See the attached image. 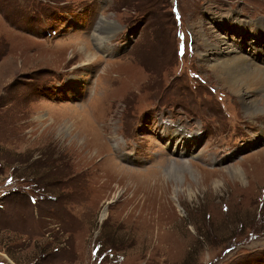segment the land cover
Listing matches in <instances>:
<instances>
[{
  "label": "rangeland",
  "instance_id": "obj_1",
  "mask_svg": "<svg viewBox=\"0 0 264 264\" xmlns=\"http://www.w3.org/2000/svg\"><path fill=\"white\" fill-rule=\"evenodd\" d=\"M197 27L256 58L264 0H0V264H264V113Z\"/></svg>",
  "mask_w": 264,
  "mask_h": 264
},
{
  "label": "bare ground",
  "instance_id": "obj_2",
  "mask_svg": "<svg viewBox=\"0 0 264 264\" xmlns=\"http://www.w3.org/2000/svg\"><path fill=\"white\" fill-rule=\"evenodd\" d=\"M239 26H244V28L247 27L244 23H240ZM197 28H200L198 33L201 35L204 42V52H201L204 62H207L210 65L209 67L217 76L219 81H221L226 88H228L243 102L244 108L248 111L249 117L256 118L258 115H261L260 113L263 114L264 100H259L257 97H259L258 93L260 91L261 93L264 92V60L259 57V54L264 55V50L262 51V49H260L259 53L255 51V54L257 55L255 58L246 51L245 47L238 46L237 44L230 45L226 39L222 38L218 39L217 37H214L213 39H210L203 34V28L202 30L201 27ZM99 37L100 36H97V39L100 41L101 38ZM221 43L225 46V49L221 48L223 47L220 46ZM250 46L254 49L255 43H251ZM238 51H241L242 53H239ZM91 57L92 56H88L89 61L92 59ZM165 125L169 127L168 123ZM171 129L175 131L176 127ZM179 130L181 131L180 137L184 138L182 129L180 128ZM177 136L178 135L175 137ZM185 153L186 148L182 149L179 155L182 156ZM184 164L182 163V165ZM182 165L180 164L178 166L185 168V166ZM178 166L175 168L173 167L171 170L177 169ZM230 169L231 171L233 170L236 177L240 178L242 176L243 172L240 169H235L233 167ZM191 193L192 192H190V195Z\"/></svg>",
  "mask_w": 264,
  "mask_h": 264
}]
</instances>
